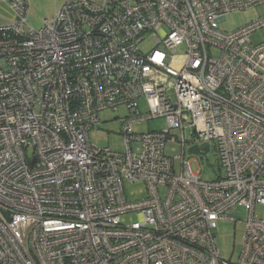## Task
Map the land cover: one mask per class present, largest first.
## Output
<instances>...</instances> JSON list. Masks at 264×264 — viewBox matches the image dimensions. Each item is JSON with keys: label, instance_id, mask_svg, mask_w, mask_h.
Here are the masks:
<instances>
[{"label": "built area", "instance_id": "2783aa9c", "mask_svg": "<svg viewBox=\"0 0 264 264\" xmlns=\"http://www.w3.org/2000/svg\"><path fill=\"white\" fill-rule=\"evenodd\" d=\"M263 1L67 0L35 29L29 2L10 0L17 17L0 24V264H264L254 208L264 205V42L248 37L264 16L219 26ZM120 107L124 151L90 142L100 112ZM162 117V130L132 128ZM186 128L198 151L214 145L217 179L185 159ZM172 129L178 167L164 151L178 140ZM125 182H143L146 197L127 198ZM128 213L138 220L124 223ZM219 220L245 223L236 263L216 246Z\"/></svg>", "mask_w": 264, "mask_h": 264}, {"label": "rangeland", "instance_id": "374dc122", "mask_svg": "<svg viewBox=\"0 0 264 264\" xmlns=\"http://www.w3.org/2000/svg\"><path fill=\"white\" fill-rule=\"evenodd\" d=\"M10 0H0V24H6L17 17V14L8 5ZM29 2V15L28 23L35 29H40L44 25L45 18H51L54 16L56 8L62 6L67 0H27ZM264 16V1L252 8L245 10H236L227 13L226 18L220 23V27L227 31H232L245 24L251 23L255 19ZM249 37V41L252 45L261 44L264 42V27H261L253 31ZM154 41L151 38L146 39L141 44V48L145 51H149L153 48ZM215 57L219 55L217 49L212 50ZM125 114L124 107L117 109H107L100 112L102 119L101 124L90 130V142L97 144L98 146H109L116 151H124L123 134L121 133L122 124L119 121L120 116ZM165 118H154L147 121H142L134 124L132 127L136 132H146L149 130H162L167 127ZM185 138L187 139V148L185 149L184 157L190 162L192 170L199 172L200 176L207 180H214L223 174L224 169L220 167L219 156L214 148V145L207 152L198 151L202 145H196L192 143L193 135L190 128L184 130ZM171 134L178 140H171L166 142L164 151L167 155L174 158L175 165L178 167L181 159L175 158L182 154L181 145V131L179 129H172ZM146 185L143 182H125V190L127 198L130 200H136L146 197L147 190ZM255 208V214L257 218L264 219V205L257 204ZM238 218L245 220L246 212L242 207L238 208ZM138 220L137 213H128L122 217L124 223H131ZM217 235L215 237L216 246L218 247L222 258L226 261L236 263L239 261L243 244H244V232L245 223L243 221L233 222L228 220L217 221Z\"/></svg>", "mask_w": 264, "mask_h": 264}, {"label": "water", "instance_id": "95a60500", "mask_svg": "<svg viewBox=\"0 0 264 264\" xmlns=\"http://www.w3.org/2000/svg\"><path fill=\"white\" fill-rule=\"evenodd\" d=\"M209 148H210V145H209V144H206V145L204 146V149H205V150H209Z\"/></svg>", "mask_w": 264, "mask_h": 264}, {"label": "bare ground", "instance_id": "6f19581e", "mask_svg": "<svg viewBox=\"0 0 264 264\" xmlns=\"http://www.w3.org/2000/svg\"><path fill=\"white\" fill-rule=\"evenodd\" d=\"M210 150V149H209ZM209 150H206V151H209Z\"/></svg>", "mask_w": 264, "mask_h": 264}, {"label": "crops", "instance_id": "0c3cea01", "mask_svg": "<svg viewBox=\"0 0 264 264\" xmlns=\"http://www.w3.org/2000/svg\"><path fill=\"white\" fill-rule=\"evenodd\" d=\"M65 2H66V1H65ZM65 2H64V3H65ZM64 3H63V4H64ZM63 4H62V5H63Z\"/></svg>", "mask_w": 264, "mask_h": 264}]
</instances>
